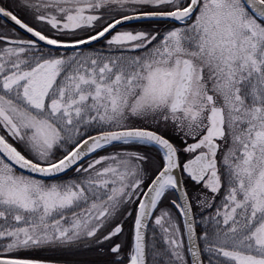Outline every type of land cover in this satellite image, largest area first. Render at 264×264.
<instances>
[{"label": "snow or ice", "instance_id": "6c2138e0", "mask_svg": "<svg viewBox=\"0 0 264 264\" xmlns=\"http://www.w3.org/2000/svg\"><path fill=\"white\" fill-rule=\"evenodd\" d=\"M0 264H264V0H0Z\"/></svg>", "mask_w": 264, "mask_h": 264}]
</instances>
